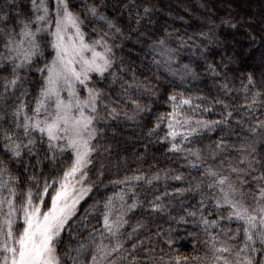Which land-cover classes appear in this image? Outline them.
I'll return each instance as SVG.
<instances>
[{"label":"snow or ice","instance_id":"1","mask_svg":"<svg viewBox=\"0 0 264 264\" xmlns=\"http://www.w3.org/2000/svg\"><path fill=\"white\" fill-rule=\"evenodd\" d=\"M75 7L71 0H56L53 10L48 0H31V14L25 16L15 0L0 3V264H264V79L257 82L248 74L237 87L226 69L207 62L200 45L189 43L191 37L173 40L165 32L147 44L146 56L157 73L163 70L170 89L164 93L167 110L155 115L147 135L167 144V152L186 161L190 171L199 173V181L168 191L170 176L184 178L172 176L169 169L153 171L155 165H150L148 170L132 168L105 185L110 168L100 163L99 184L85 187L101 150L112 155L111 145L100 143L103 129L121 118L135 122L142 114L151 116L160 88L138 80L134 72L129 76L130 67H120L124 61L116 59L115 40L131 36H124L120 19L105 14V0H80V11ZM150 13L144 6L143 16ZM142 18L137 13L138 24ZM199 35L211 43L207 33ZM150 39L143 36V41ZM137 41L142 42L139 35ZM184 49H191L188 64L180 63ZM197 51L215 81L217 95L211 99L186 94L191 89L184 85L198 79L191 66ZM41 60L35 69L40 86L30 101L33 94L22 73ZM105 83L108 90L96 86ZM241 94L244 102L237 104ZM217 106L221 111L216 112ZM205 113L220 118L204 119ZM233 122L239 129L234 143H229L233 136L222 134L207 145L193 146L206 133L232 131ZM65 154L71 157L70 166L59 175L52 174L56 168L46 174L45 162ZM116 167L127 169V162ZM162 182L164 191L158 187ZM100 186L119 191L103 196L81 215V201ZM186 192L199 193V208L189 211L178 200V221L198 223L206 254L181 257L172 250L175 241L168 232L169 251L146 249L141 259L137 250L142 242L132 240L145 225L137 223L125 236L129 214L136 209L170 214L175 211L172 200ZM205 201L217 212L227 211V217L210 219L211 212L204 214ZM233 222L240 225L235 231L219 227ZM65 234L72 246L62 251Z\"/></svg>","mask_w":264,"mask_h":264},{"label":"trees","instance_id":"2","mask_svg":"<svg viewBox=\"0 0 264 264\" xmlns=\"http://www.w3.org/2000/svg\"><path fill=\"white\" fill-rule=\"evenodd\" d=\"M76 5L75 11H80V0H71ZM3 3V0H0ZM106 9L105 14L110 18L120 19L121 26L124 31V36H131L130 40L116 39L115 44L118 46L114 49L117 61L123 59L124 64L121 68L130 67L138 80H148L153 86L160 88V100L154 105V111L151 116L142 114L135 122L125 121L122 118L109 122V126L104 128V139L100 141L101 144L111 145L112 155L109 157L108 152L101 150V156L96 157L95 167L88 171V182L90 185H97L100 182L97 170L100 163L106 164L110 168V172L104 178L106 185L109 180L118 179L125 174L126 171L143 166L145 170L149 169L150 165H155L156 169L172 170L171 175H180L184 179L176 181L169 177L167 184L168 191L173 188H188L190 185L195 186L199 181V173L192 172L187 168L186 161L167 152V144L158 142L156 136L149 137L147 135L148 128L154 122L156 114L167 110L164 103V93L166 90L167 80L162 74L156 72L155 66L151 64V56L147 55V44L153 40L163 36L165 32L172 34V39L176 37H183L184 39L192 38L193 41L200 45V50L207 52V62L214 63L219 66L218 70L226 69L229 79L235 81L237 87L240 85L241 79L252 74L257 82L264 79V0H105ZM16 9L23 15H30L31 0H15ZM147 6L151 9L150 15L143 16V7ZM137 13L142 19L137 23ZM88 31V29L86 28ZM207 33L211 37V43L207 39L200 37V33ZM141 37L142 42L137 41V36ZM148 35L150 40L143 41V36ZM207 45V47H205ZM173 47L176 45L173 44ZM191 49H184L181 54L180 63L188 64ZM199 51L196 56L192 57L194 63L191 64L196 71L198 79L190 84H185L184 87L190 88L191 91L186 93L192 96L204 95L209 99L217 95L215 88V81L210 73L206 72V65L203 61L198 59ZM46 59H50L46 57ZM44 63L41 60L34 64L32 69L25 71L28 79V84L25 87L32 92V97H28L30 101L38 92L41 77L35 72V69L41 67ZM223 75V72H221ZM4 73H0V76ZM158 77L159 80L153 78ZM127 79V77H125ZM171 79V78H169ZM97 87H104L108 90L107 83ZM118 90L119 85H116ZM183 89H177L182 91ZM19 95V93H17ZM236 94H234L235 96ZM155 99V98H153ZM228 102V101H225ZM242 94L236 98V103H243ZM221 111L219 106L216 107V112ZM204 119H219L220 117L215 113L203 115ZM239 118V117H237ZM247 122V121H246ZM239 132L235 128L233 122V130L225 128L224 132L220 130L212 133H206L201 141L194 143L193 146H203L218 139L222 134L233 136L229 143H234V134ZM163 135V131L159 133ZM261 154L264 155V149H261ZM41 155H45L41 151ZM2 156V153H0ZM127 162V169L124 167L117 168L118 163L123 164ZM24 162H28V157H24ZM35 163V161H32ZM46 174L52 168L57 171L53 175H59L60 169L69 167L71 164V157L68 154L64 156H57L55 161H46ZM22 171V169H21ZM13 172H17V168L13 166ZM31 175V171L28 173ZM192 177H195L193 179ZM206 183V182H205ZM160 191H164L163 182L158 186ZM140 189H137L139 191ZM152 189H149L151 191ZM119 191L118 188L103 186L96 188L90 192L89 195L79 206L81 215L84 210L89 208L94 202L99 201L103 196L111 195L113 192ZM207 192V189H204ZM143 199V197H141ZM178 200L184 202L185 207L189 211L199 208L200 195L186 192L183 196L174 198L172 200V208L175 211L163 214H148L144 209H136L127 217L128 225H126L128 232L137 225L143 222L145 227L135 234L132 243L141 244L142 247L137 250V255L143 259V253L146 249L154 248L159 254L160 248L169 251L166 241L168 236L165 233L170 232L171 238L175 241L173 249L181 257H188L189 260L193 256H204L207 252L204 241L206 237L199 227L198 223L189 219L187 223L179 222L177 212L180 204ZM131 203V201H129ZM205 215L211 212L210 219H216L218 216L227 217V211L217 212L211 203L205 201ZM183 214V213H180ZM169 215L177 217V219H170ZM79 219V217L77 218ZM75 224V221L73 222ZM95 223V221H92ZM220 228L230 229L235 231L240 225L235 222L222 223ZM157 233H160L158 236ZM75 235V233H73ZM224 237H222L223 239ZM242 239V237H241ZM72 246V241L67 234L64 235L62 241V251ZM131 247V245H127Z\"/></svg>","mask_w":264,"mask_h":264},{"label":"rangeland","instance_id":"3","mask_svg":"<svg viewBox=\"0 0 264 264\" xmlns=\"http://www.w3.org/2000/svg\"><path fill=\"white\" fill-rule=\"evenodd\" d=\"M48 3H49V7H50V9H53V10H54L55 7H56V0H48ZM85 31L87 32L86 29H85ZM50 58H51V57H50ZM84 186H85V187L90 186L89 182L87 181V184H85ZM76 187L79 188L80 185L77 184ZM88 195H89V194H88ZM88 195H87V196H88ZM87 196H85V198H86ZM85 198H84V199H85ZM83 201H84V200H82L81 203H82ZM81 203H80V204H81ZM79 206H80V205H79Z\"/></svg>","mask_w":264,"mask_h":264}]
</instances>
